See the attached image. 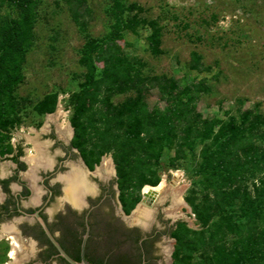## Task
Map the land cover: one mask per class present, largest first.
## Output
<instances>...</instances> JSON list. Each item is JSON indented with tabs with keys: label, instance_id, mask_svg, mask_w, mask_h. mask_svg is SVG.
Here are the masks:
<instances>
[{
	"label": "rangeland",
	"instance_id": "1",
	"mask_svg": "<svg viewBox=\"0 0 264 264\" xmlns=\"http://www.w3.org/2000/svg\"><path fill=\"white\" fill-rule=\"evenodd\" d=\"M25 1L21 9L6 2L0 5V26L6 25L10 19L22 17L32 24L31 43L20 59L21 76L9 91L12 110L8 105L5 111L0 112V129L4 131L0 132V137L3 140H7L11 132L9 137L16 141L23 136L39 141L44 118L33 107L49 94L56 96L53 112L59 116L61 126L71 122L75 96L85 82L86 68L81 60L88 53L87 41L105 36L112 31L114 22V0ZM117 1L122 4L124 17L129 16V20L117 36L116 43L135 70L145 76L165 75L175 82L178 89L198 82L206 86L196 95L194 103L202 120L215 122L212 134L208 138H196L185 149L183 158L176 157L177 146L173 140L168 141L152 168L158 177L155 186L164 183L167 188L172 180L179 178L178 186L183 188L181 196L185 205L178 210L186 219L187 227L203 231L207 243L214 236L220 239L218 245L222 247L221 243L225 242L223 247L232 248L235 237L224 224L220 228L215 224L224 221L228 215H233L235 222L244 223L246 219L239 218L238 205L224 208L208 222L198 220L192 206L212 197L211 190L202 189L200 162L204 157L203 150L215 142L219 129L227 126L231 117L235 118L236 126L246 129L248 122L243 123L242 117L248 111L264 117V0ZM197 61L199 69H193ZM96 66L99 76L105 63L96 62ZM129 94L114 95L111 102L118 104ZM165 104L166 100L158 88L151 89L147 99L148 110L160 111ZM98 107L104 108L102 104L94 105V108ZM99 115L97 113L94 117L97 127ZM95 130L89 128L83 139L89 134L93 138L89 140L93 142ZM73 142L77 144V141ZM90 146L86 143L79 148L84 151ZM215 146L210 150L218 149ZM28 147L31 150H27V154H34L35 146ZM113 155L112 150L101 156L114 163ZM253 174H248L244 184L251 195H254L263 173ZM150 186L146 184L143 187ZM191 198L193 202L190 204L187 199ZM164 199L159 197V201ZM171 207L174 206L166 209ZM144 208L138 205L136 211ZM11 248L0 244V264L14 262L6 255ZM15 253L16 264L29 262L31 253L28 246L19 247ZM214 256L201 249L192 254L189 264H215V258H211Z\"/></svg>",
	"mask_w": 264,
	"mask_h": 264
},
{
	"label": "trees",
	"instance_id": "2",
	"mask_svg": "<svg viewBox=\"0 0 264 264\" xmlns=\"http://www.w3.org/2000/svg\"><path fill=\"white\" fill-rule=\"evenodd\" d=\"M5 2L19 9L26 3L25 0H0V5ZM114 3L112 31L102 38L87 41L88 53L81 60L86 68L85 82L75 96L71 124L76 145H91L83 151L89 163H98L104 152L114 151L123 200L130 203L131 209L139 202L144 185L158 183L152 165L159 159L164 144L173 140L177 146L176 157L183 158L185 149L196 138H208L212 134L215 122L202 120L195 109L196 95L206 89L202 82L178 89L165 75L145 76L134 69L116 43L129 16L124 17L119 1L114 0ZM31 30L32 24L24 17L10 19L0 26V112L8 105L12 110L9 91L21 76L20 59L31 43ZM100 61L105 67L97 76L96 62ZM194 63L192 68L199 69V62ZM153 88H158L166 100L160 111L147 107ZM125 93L130 94L122 102H111L112 96ZM55 99L54 94L46 95L33 108L40 114L53 112ZM98 104H102L104 110L94 108ZM97 113H100L96 119L100 123L98 127L94 125ZM242 121L248 122L246 129L236 126L235 118L231 117L229 124L219 129L215 142L203 150L202 189L211 190L212 197L192 209L198 220L208 222L224 208L238 205L239 218L246 221L237 223L233 215H228L223 219L225 222L215 224L218 228L224 224L235 237L232 248L223 247L225 242L221 247L220 239L214 236L207 243L203 231H193L186 223L178 222L172 232L176 239L172 264H189L192 254L201 249L215 255L211 257L215 258V262L212 260L215 264H264V117L248 111ZM89 128L96 129L93 142L89 134L83 139ZM213 145L218 149L210 150ZM256 172L263 175L251 195L244 184L248 174ZM187 200L190 204L193 202L192 198Z\"/></svg>",
	"mask_w": 264,
	"mask_h": 264
},
{
	"label": "flooded vegetation",
	"instance_id": "3",
	"mask_svg": "<svg viewBox=\"0 0 264 264\" xmlns=\"http://www.w3.org/2000/svg\"><path fill=\"white\" fill-rule=\"evenodd\" d=\"M41 116L39 141L26 136L16 141L11 132L7 140L0 137V244L12 247L16 240L19 247L28 246L27 264H67L46 237L38 214L76 261L85 240L83 255L90 263L172 264V232L178 222L187 221L171 193L159 201L155 191L143 187L140 201L130 209L115 164L103 156L89 163L73 142L71 122L61 126L54 112ZM28 145L35 146L34 154H27ZM174 181L168 191L178 186ZM138 205L145 206L147 217L136 211Z\"/></svg>",
	"mask_w": 264,
	"mask_h": 264
},
{
	"label": "bare ground",
	"instance_id": "4",
	"mask_svg": "<svg viewBox=\"0 0 264 264\" xmlns=\"http://www.w3.org/2000/svg\"><path fill=\"white\" fill-rule=\"evenodd\" d=\"M35 160V157L33 158ZM33 160V161H34ZM178 178V177H176ZM179 181V178L175 181V182H178ZM147 189L151 190V191H155L156 193L155 194V197L157 198L158 196L159 197H165L167 196L168 193H171V195L173 196V204L175 207H177V209L179 207H184L185 203H184V200L181 196L182 194V187H179V186H176V188H172L170 189L169 188V191L168 189H166V186L164 185V183H160L157 187L155 188H150V187H147ZM139 214L143 217H147L148 216V212L146 210V208H144L142 211H139ZM12 248H11V251L9 253V257H10V260L11 259H14V262H8L7 264H16L17 262V259H15V250L19 249V246L16 242V240H13L12 241Z\"/></svg>",
	"mask_w": 264,
	"mask_h": 264
},
{
	"label": "water",
	"instance_id": "5",
	"mask_svg": "<svg viewBox=\"0 0 264 264\" xmlns=\"http://www.w3.org/2000/svg\"><path fill=\"white\" fill-rule=\"evenodd\" d=\"M177 179H175L176 181ZM174 181V182H175ZM173 182V183H174ZM151 188V187H150ZM35 217L37 218L38 222L40 223L46 237L48 238V240L50 241V243L53 245V247L56 249L58 256L61 257L65 262H67V264H95V263H90L88 261L85 260L83 252H84V244H85V240L83 241L82 245H81V260L80 261H76L74 259H72L60 246V244L55 240V238L53 237V235L50 233V231L48 230L47 226L45 225L44 221L42 220V218L38 215L35 214Z\"/></svg>",
	"mask_w": 264,
	"mask_h": 264
}]
</instances>
